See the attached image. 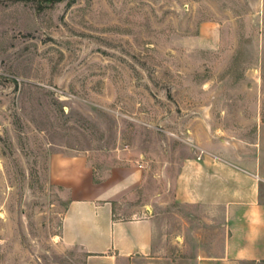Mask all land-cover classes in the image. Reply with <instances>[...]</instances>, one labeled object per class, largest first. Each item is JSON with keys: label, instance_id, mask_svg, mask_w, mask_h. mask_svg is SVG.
<instances>
[{"label": "rangeland", "instance_id": "obj_1", "mask_svg": "<svg viewBox=\"0 0 264 264\" xmlns=\"http://www.w3.org/2000/svg\"><path fill=\"white\" fill-rule=\"evenodd\" d=\"M221 138L264 174V0H0V264L85 263L55 155L141 160L148 200Z\"/></svg>", "mask_w": 264, "mask_h": 264}, {"label": "crops", "instance_id": "obj_2", "mask_svg": "<svg viewBox=\"0 0 264 264\" xmlns=\"http://www.w3.org/2000/svg\"><path fill=\"white\" fill-rule=\"evenodd\" d=\"M220 139L166 170L164 192L143 195L145 162L113 166L100 180L86 153L53 157L52 174L71 199L62 239L84 264L264 261V174L259 157L237 155ZM174 173V174H173Z\"/></svg>", "mask_w": 264, "mask_h": 264}]
</instances>
